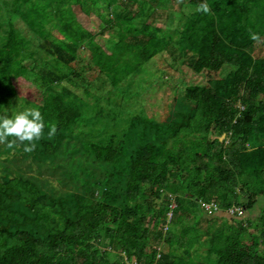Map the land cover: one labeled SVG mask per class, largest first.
Wrapping results in <instances>:
<instances>
[{
	"label": "trees",
	"instance_id": "1",
	"mask_svg": "<svg viewBox=\"0 0 264 264\" xmlns=\"http://www.w3.org/2000/svg\"><path fill=\"white\" fill-rule=\"evenodd\" d=\"M158 55L206 79L163 121L121 98ZM262 199L264 0H0V264H264Z\"/></svg>",
	"mask_w": 264,
	"mask_h": 264
},
{
	"label": "rangeland",
	"instance_id": "2",
	"mask_svg": "<svg viewBox=\"0 0 264 264\" xmlns=\"http://www.w3.org/2000/svg\"><path fill=\"white\" fill-rule=\"evenodd\" d=\"M76 12L83 28L90 30L91 32L99 30V21L96 15V10L89 11L87 15L81 12V9L78 8L76 9ZM164 20V17H160L157 19V23L162 26L165 24ZM16 25L27 39L37 40L40 38V35L44 34V30L41 27H35L30 23H23L16 20ZM101 41H106V39H102ZM8 49L13 54H18L17 46L11 45ZM80 56L87 59L89 54L82 53ZM90 61L95 63L96 60L90 58ZM147 72L145 70L144 77L139 76L137 79L146 82L141 86L139 82H135L130 86L128 85L134 78L127 79L126 82H124L126 88L121 95V98L123 99L122 104L123 107H125V111H128L129 113L143 112L145 115L158 121L166 119L170 101L175 97H182L183 90L187 86L202 85L206 80L203 74H192V72L185 67L179 70H173L166 63L164 55H158L152 59L147 66ZM15 84L21 96L29 100L40 98L39 90L29 82L19 79L16 80ZM106 89L108 88L106 87ZM102 92H105V89H102L101 93ZM66 94L64 91V95L62 96H65ZM139 94L141 95L137 102ZM263 204L264 199L261 201V205Z\"/></svg>",
	"mask_w": 264,
	"mask_h": 264
},
{
	"label": "built area",
	"instance_id": "3",
	"mask_svg": "<svg viewBox=\"0 0 264 264\" xmlns=\"http://www.w3.org/2000/svg\"><path fill=\"white\" fill-rule=\"evenodd\" d=\"M204 207H205L206 212L209 213V214L216 213V212H218L220 210L219 207H218V205L215 204V203L205 204ZM229 213L230 214L237 213L239 217H242L243 216V213H242V211L239 208H233V209H231L229 211ZM167 218H168V222H169L170 219H171V214L170 213L168 214Z\"/></svg>",
	"mask_w": 264,
	"mask_h": 264
},
{
	"label": "water",
	"instance_id": "4",
	"mask_svg": "<svg viewBox=\"0 0 264 264\" xmlns=\"http://www.w3.org/2000/svg\"><path fill=\"white\" fill-rule=\"evenodd\" d=\"M224 138H225V135H223V136L220 138V140H221V141H223V140H224Z\"/></svg>",
	"mask_w": 264,
	"mask_h": 264
}]
</instances>
